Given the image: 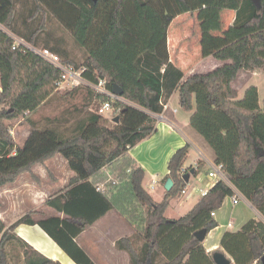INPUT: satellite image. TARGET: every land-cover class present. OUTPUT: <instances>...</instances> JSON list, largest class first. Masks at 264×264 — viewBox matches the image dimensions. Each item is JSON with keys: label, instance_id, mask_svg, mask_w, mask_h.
<instances>
[{"label": "trees", "instance_id": "16d2710c", "mask_svg": "<svg viewBox=\"0 0 264 264\" xmlns=\"http://www.w3.org/2000/svg\"><path fill=\"white\" fill-rule=\"evenodd\" d=\"M223 9L236 11L227 40L208 30L214 21L219 23ZM197 10L204 21L202 42L215 45L213 56L219 65L186 74L170 58L168 31L177 16ZM214 11L217 17L211 16ZM53 20L71 32L83 58L55 34ZM15 36L58 54L64 64L82 70L88 82L103 79L110 91L120 85L124 101L85 84L73 86L66 92L85 87L86 106H94V111L86 112L66 133L33 122L25 142L17 145L7 121L20 117L32 121L33 114L60 91L61 70L24 44H16ZM258 69L264 71V0L260 9L252 0H0V188L58 154L75 173L44 203L63 216L47 215L40 207L9 226L0 218V264H11L8 247L13 244L21 247L23 264H63L20 237L15 230L21 224L40 225L76 264H96L77 238L113 211L131 223L141 222L116 242L128 252L131 264H215L195 232H209L218 225L211 213L235 194L232 186L264 216V101L260 105L255 85L243 98L234 87L242 71ZM175 93L179 106L192 112L189 125L211 147L230 184L218 180L186 214L169 218L165 213L170 199L181 196L188 185L180 170L190 145L178 148L168 160L163 181L172 179L173 187L165 190L161 201L145 189V170L128 153L156 131L154 114L161 115ZM106 101L112 103L113 117L119 116L113 126L98 112ZM119 160L130 169L126 182L117 192L99 189L97 184L105 182L94 183L91 177ZM202 166L198 162L186 172L194 167L197 174ZM133 201L144 210L141 219L129 212ZM222 247L236 264L256 260L262 264L264 222L251 219L239 231L227 232Z\"/></svg>", "mask_w": 264, "mask_h": 264}, {"label": "crops", "instance_id": "0c3cea01", "mask_svg": "<svg viewBox=\"0 0 264 264\" xmlns=\"http://www.w3.org/2000/svg\"><path fill=\"white\" fill-rule=\"evenodd\" d=\"M194 12L199 13L200 10ZM221 13L220 21L221 23H226L228 25L227 29H229L234 23L236 11L225 9L221 10ZM199 18L200 17L198 16V19ZM168 32L170 33V31ZM169 33L168 40L170 38ZM215 50L216 47L213 43L210 45H204L203 42H200L194 53V61L197 62V65H194V73H196L200 68V65L205 62L210 64L212 69L219 65V62L216 64V60L213 56ZM170 58L172 62L183 69L174 60L171 51ZM184 72L186 74H191L186 71ZM243 73H245L244 75L247 77L248 74L246 73L250 72L242 71L238 80L242 77ZM176 94L177 93H175L169 100L168 108L162 113L164 117L158 118L155 116L157 118L156 131L151 137L146 138L133 147L128 154L138 165H141L145 171L151 169V167H148L145 162V152H151L154 162L161 158H166V169L164 173L166 176L168 174L167 163L172 154L178 148L186 144L194 146L199 152V157L193 165L202 162L203 166L197 174L195 173L192 175L197 184H199V186H194L197 191H195L193 195L197 194L198 196L194 200L193 207L198 202L200 196H202L199 194L200 192L198 188L209 190L217 182L208 175L209 172L213 170V165L216 162L214 161L213 150L211 147L202 136L189 125L190 117L186 118L185 122L183 116L179 115V98L177 100L174 98ZM173 101L176 103H174L175 106L171 107ZM25 140L23 142H25ZM206 164H208V170L203 171ZM188 167L189 166L185 167L184 165L183 169L187 170ZM104 170H107V167L103 168L98 175H101ZM60 174L63 176L62 182ZM74 174L75 173L69 168L67 160L61 154L56 155L54 158H51L44 163L35 164L30 171H26L19 175L13 183L0 188V218L9 226L30 210L40 207L47 213V215L63 216L62 213H58L53 208L44 206V203L48 198L64 189L68 185L67 178L70 180ZM49 176L52 178L49 179ZM192 176L190 177V180H192ZM37 179L41 180L42 183L45 181L48 184L47 188L39 187ZM91 180H93L94 183L99 182V176L97 177V175H94L91 177ZM153 180H156V178ZM60 183L61 185H59ZM163 183L165 184L164 181ZM189 184L190 181L188 182V186ZM232 187L234 188L235 194L226 197L223 204L213 211L215 212V215H211L218 222V225L211 229L207 233L204 241L201 242L209 256L213 257L215 252H221L231 260V264H236L234 257L222 247V239L224 235L227 232L239 231L243 225L251 219H257L264 222V216L243 194H241L234 186ZM165 190L164 187V192ZM235 196H239L240 198L237 203L234 202ZM110 213L83 231L78 236L77 241L96 264H131L128 252L119 249L116 245L117 240L126 234L119 236L120 230L117 218H115L114 214L112 215ZM115 213L118 214L117 212ZM165 214L169 218H179L183 216L172 217L167 214V211ZM15 231L20 237L25 239L29 244L46 256L59 260L63 264H76L40 225L21 224ZM202 264L207 263L203 262ZM252 264H258L257 260Z\"/></svg>", "mask_w": 264, "mask_h": 264}, {"label": "rangeland", "instance_id": "374dc122", "mask_svg": "<svg viewBox=\"0 0 264 264\" xmlns=\"http://www.w3.org/2000/svg\"><path fill=\"white\" fill-rule=\"evenodd\" d=\"M215 12L216 11L212 12L211 16L215 14L214 17H217L218 15V17H221V11L218 15ZM198 16V12H189L177 16L170 26V33L168 32L171 38L170 42L168 40V48L171 51V54L177 64L180 65L187 73H194V65H197V62L194 61V53L203 39L204 21L201 18L198 19ZM51 27L55 29L53 31L56 35L62 36L66 40V43L73 54H76L78 57L83 58V50L76 45L70 31L66 30L55 20L51 22ZM227 27L228 25L226 23H221V21H219L218 23L214 21L208 27V30L214 37H219L221 38V40L222 38L223 40H227ZM239 33L240 32H238L236 35H239ZM217 63L218 61H216V64ZM202 64L200 65V68L197 70V72H205L212 69L210 64L206 62ZM243 72L250 73H246L248 74L247 77H245V73H243L242 77L234 83V87L239 91V98L244 97L249 86L256 85L259 88V103L260 105H262L264 101V71L258 69L255 71ZM64 87L65 88L60 89V91L55 93L37 110V112H35V114H33L32 121L24 117L7 121L10 127V132L17 145H21V143H24L23 141L28 136V134H30L32 127L34 126L33 122L37 123L35 124L36 127H44L49 124L50 127H54L59 129L61 132H65L67 127H71L77 121L84 118L86 116V112L90 110L94 111V106L91 108L86 106L88 92L85 87L80 88L72 93L66 92L74 88L72 86V83H66L64 84ZM174 98L177 100L178 94H176ZM174 103L176 102L173 101V103H171V107L175 106ZM178 108L180 112L179 115H182L183 120L186 122V118L190 117L192 112L185 111L179 106ZM104 116L106 119H108V125L113 126V124L116 123L114 121L115 117H113V113L111 111L106 112ZM154 116L160 118L161 115L154 114ZM144 156L146 159L145 162L147 163L148 167H151V169L145 171L143 186L150 192V194L152 193V196L156 200H161L164 196L165 184L163 183L162 178L165 176L164 173L166 169V158H161L154 162L151 152H145ZM198 157V150L194 148V146H190V152L188 155V159L185 162V167L193 165ZM207 170L208 164H206L203 168V171ZM129 173L130 169H128V167H125L124 164L119 160L109 165L107 167V170H104L102 174L99 175V181L106 183V191H108L109 193L117 192L126 182ZM50 178L52 177L49 176V179ZM60 178L62 182L63 176L61 174ZM155 178L157 182L155 184V187L151 188V181ZM67 180L69 183V178H67ZM37 181L39 187L47 188L48 184L45 181L44 183H42V181L38 179ZM59 185H61V183ZM189 186H199L194 177L192 178V180H190ZM197 196L198 195L196 194L192 196L181 195L172 197L170 199V204L166 210L167 214L172 217H179L186 214V212L194 204V200ZM128 207L129 212L132 213V215L140 217V219L144 215V210L139 207V204H136V201L128 204ZM110 214H114L115 218H117L120 230L119 236L123 234L129 235L133 233V228L135 229V226H140V221V223H136L135 221L131 223L128 221V219H126L125 216H122L119 213L118 215L115 213V211L111 212ZM21 251V247L16 244L8 247L11 264H23V256L21 254Z\"/></svg>", "mask_w": 264, "mask_h": 264}, {"label": "built area", "instance_id": "2783aa9c", "mask_svg": "<svg viewBox=\"0 0 264 264\" xmlns=\"http://www.w3.org/2000/svg\"><path fill=\"white\" fill-rule=\"evenodd\" d=\"M16 44H24L27 48L38 54L40 57H42L47 62L51 63L55 67L59 68L61 70V76L60 80L58 81V86L60 89L65 88L64 84L72 83V86H77L79 84H85L88 85L91 89L97 92L106 93L112 100H122V97L114 93L113 91H110L106 88V82L105 80H100L98 83H91L88 82L86 79L82 76V70H76L72 66L64 64L60 58V56L53 51H51L48 48H37L34 47L28 43H25L22 39L15 36ZM168 108V104L165 105V109ZM113 111V106L111 101H106L99 109L100 114H105L106 112ZM163 114H161L160 118H163ZM186 173L185 169L180 170V174L184 175ZM209 177L213 178L215 181H218L220 179H223L224 181L228 182L225 173L222 170V164L215 163L213 165V170L209 172ZM157 180H153L151 182V188L155 187ZM229 183V182H228ZM106 184V183H105ZM98 188L106 191V185L104 184H98ZM200 194L203 196L207 193V190H204L202 188H198ZM197 191L194 187L186 186L184 190L182 191V195H193L194 192ZM239 196H235L234 202L237 203L239 201ZM212 216L215 215V212L211 213Z\"/></svg>", "mask_w": 264, "mask_h": 264}, {"label": "water", "instance_id": "95a60500", "mask_svg": "<svg viewBox=\"0 0 264 264\" xmlns=\"http://www.w3.org/2000/svg\"><path fill=\"white\" fill-rule=\"evenodd\" d=\"M254 2V4L260 9L261 8V0H252ZM113 92L116 93L119 96L123 95V89L120 87V85L115 84L113 87ZM114 121L116 123L119 122V116H116L114 118ZM196 173V168H191L189 171H187L183 177L185 179V182H189L190 177L192 175H194ZM173 187V180L172 179H168L166 184H165V189L166 190H170ZM208 233L207 229H201L195 232V236L198 240L200 241H204V239L206 238V235ZM213 259L215 261L216 264H231V260L228 259L223 253L221 252H215L213 254ZM262 264H264V255L262 257Z\"/></svg>", "mask_w": 264, "mask_h": 264}]
</instances>
